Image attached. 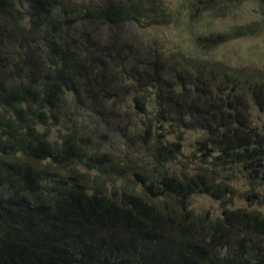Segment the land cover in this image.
Listing matches in <instances>:
<instances>
[{"label": "trees", "instance_id": "trees-1", "mask_svg": "<svg viewBox=\"0 0 264 264\" xmlns=\"http://www.w3.org/2000/svg\"><path fill=\"white\" fill-rule=\"evenodd\" d=\"M246 1L184 6L194 24ZM155 4L0 0V264H264V212L231 206L240 180L264 205V64L210 56L264 17L196 33L189 51L113 32L168 17ZM111 132L129 152L104 149ZM195 194L221 215L197 213Z\"/></svg>", "mask_w": 264, "mask_h": 264}, {"label": "rangeland", "instance_id": "rangeland-1", "mask_svg": "<svg viewBox=\"0 0 264 264\" xmlns=\"http://www.w3.org/2000/svg\"><path fill=\"white\" fill-rule=\"evenodd\" d=\"M88 1V0H87ZM149 3H156L162 11L168 13L164 18H141L140 21H129L122 29L114 30L122 40L133 44L135 48L143 52L154 51V48H160L165 52L177 51L179 49L189 51L192 38L196 33H209L228 30L234 25L246 23L252 20H259L264 17L263 10L254 0H248L242 7H232L224 15L219 12L218 16L203 17L198 23H191L188 15V8L184 6L186 0H146ZM155 4V5H156ZM158 11L155 10V12ZM161 11V10H160ZM161 11L160 15H164ZM168 11V12H167ZM211 57L222 59L233 65H256L264 64V33L257 36L241 37L229 43L220 45L210 54ZM87 124L96 127L99 120L87 116L83 119ZM59 128L54 129V135H57ZM198 137L197 133H190L186 140V153H190L194 147L192 142ZM100 144V139H95ZM104 149L111 150L116 154L124 155L130 151L126 143V137L119 132H111L109 137L103 142ZM136 150L139 148L136 147ZM238 189L234 196L232 207H256L264 212V205L249 206L248 202L240 195L247 188L244 181L235 182ZM191 206L199 214L210 213L211 218L215 219L221 215L222 207L219 200L208 194H195L191 197Z\"/></svg>", "mask_w": 264, "mask_h": 264}]
</instances>
